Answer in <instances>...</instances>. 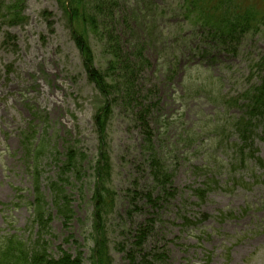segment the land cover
Returning a JSON list of instances; mask_svg holds the SVG:
<instances>
[{
  "label": "rangeland",
  "instance_id": "rangeland-1",
  "mask_svg": "<svg viewBox=\"0 0 264 264\" xmlns=\"http://www.w3.org/2000/svg\"><path fill=\"white\" fill-rule=\"evenodd\" d=\"M12 1L0 0L2 233L21 232L30 217L27 202L32 201L31 178L27 173L20 137L23 132H31L29 122L34 117L45 113L49 136H53V144L58 151L64 153L65 142H75L77 148L86 155L82 178L92 175L89 166L99 149L93 130V119L100 106L99 95L82 66L63 8L58 0H23L25 5L21 7L22 18L17 17L23 24L14 22L13 25L9 17ZM138 1L143 0H116L112 30L123 51L129 49L130 40L143 44L145 42L139 24L134 23L135 18L131 19L133 3ZM7 35H11L13 41ZM92 44L95 46L97 66L102 70L106 69L108 60L102 54V46L95 40H92ZM241 53L236 58L222 56L210 69L201 65L198 72L191 73L186 70L185 65L181 69L183 61L179 57L180 69L171 83L165 81L163 71L155 73L154 68H150L140 72L132 84L133 100L121 98L111 120L108 143L114 168L112 187L122 195L134 180L139 185L138 191L151 187V170L147 161L152 151L143 152L145 127L158 137V141L153 139V142L156 141L154 148L158 150V155L166 158L169 165L179 164L174 177L178 195L168 201V204L164 199L161 200L163 208L159 211L162 224L159 231L157 229L153 232L151 245H146L149 251L164 237L161 246L167 251L169 264H264V168H257L253 159H250L247 169L230 175L228 169L237 161L233 151L221 155V149L216 154L218 161L212 155L205 158L213 145L210 135L214 133L211 132L214 128L210 126L212 122L218 121L215 118L217 111L221 112L215 102L216 97L218 94L220 97H235L251 82H247L249 68L264 54V35L259 34L244 41ZM144 54L154 62L152 52L145 49ZM198 62L195 60L194 63ZM163 70L167 72L166 69ZM206 76L211 78L207 80ZM196 78L194 85L193 79ZM202 85L203 88L200 89ZM217 89L220 93H216ZM138 91H142L141 97ZM155 101L159 102L158 106H154ZM232 108L228 116L220 121L222 127H226L228 121L232 120L230 117L239 114L238 109ZM144 109L149 110V114L143 116L145 121L140 119ZM38 118L41 119V116ZM157 121L161 124L155 126ZM38 123L41 124L40 131L43 130L40 120L35 125ZM162 125L166 127H161ZM191 128L201 145L197 154L194 153L196 146H186L184 142ZM223 133L229 143L235 141L230 136V129H224ZM191 139L196 138L191 136ZM254 151L255 157L264 161L263 134L256 138ZM213 165H216V170L209 171ZM190 166H201L204 169L197 176L189 171ZM43 171L45 180L55 176L56 167L48 166ZM212 173L216 174L217 186L208 192L206 200L199 202L195 196H191L188 201V186H202L205 177L208 178ZM234 175L236 179L242 178L245 185L232 183ZM89 181L88 178L81 182L73 181L66 187L70 195H74L73 206L77 203V216L86 214L84 208L87 200L79 199L82 194L79 186L83 183L82 189L86 193ZM247 184L252 186H246ZM17 195L22 196L21 202L15 210L8 211L7 207ZM46 196L48 197V192ZM80 203L82 207L79 210ZM2 204L8 206L4 207ZM128 205V202L119 205V215L126 213ZM226 214H233L234 218L223 217ZM204 215L211 218L204 219ZM183 216L197 224H187ZM70 227L69 230L66 229L59 220L51 223L48 237L51 238L53 254L70 235L79 238L76 221ZM119 257L116 260L121 264Z\"/></svg>",
  "mask_w": 264,
  "mask_h": 264
},
{
  "label": "trees",
  "instance_id": "trees-1",
  "mask_svg": "<svg viewBox=\"0 0 264 264\" xmlns=\"http://www.w3.org/2000/svg\"><path fill=\"white\" fill-rule=\"evenodd\" d=\"M67 1L69 2L68 7L65 6V2ZM114 1L115 0H59V2L63 4V6H65L66 8L65 10L67 12L71 24H74L76 21L80 20L82 23H84V25L91 26L98 35L100 30L98 23L96 21V17L94 16L95 14L94 12H97V14L101 13L103 15V18L110 19V17L112 16V6ZM16 2H18V0H16ZM101 7H105L106 10L102 11ZM68 8L70 10H68ZM136 16L137 18H140L138 13H136V15L133 14V18H136ZM215 27H221L220 31H225V29L228 28L227 25L226 26L224 25V21L222 20L220 21L218 20L215 24ZM214 35L217 37L219 36L224 37V35L220 33H215ZM74 37L77 46L81 50V52L82 53L87 52L89 48L84 38L79 36L77 34V31H74ZM100 39L101 42L105 44V46H103L104 50H107V53L111 56L112 59L111 65L116 66L119 63V61H121V58L120 55L118 54L119 51L116 50L115 48L117 39L116 37L113 36L112 29H110L109 26L105 28V32L103 31V33H101ZM87 55L91 56V54H87ZM128 56L125 57V63L123 64V66L126 64ZM87 61L88 62L91 61L90 57L87 59ZM92 62L93 59L91 61V65ZM91 78L98 85L97 87L104 95L105 93H107L108 96H111L113 94L114 89L107 85L105 81V77H102L98 72H96V70L95 71L91 70ZM245 100H246V104L243 105V108L245 109V114L241 118L240 122H244L247 121V119H249L250 123L247 121V124L251 125V122L254 119L258 118L256 121L258 122L261 118L264 117V80L260 88L258 89L255 88L250 90L248 95L245 97ZM101 114L102 111H100L97 114L98 116L96 118V123L100 133L103 134L105 129L106 117H104L103 119ZM80 155L81 154L75 147H69L66 151V156L68 158V161L64 165L65 168L63 167V169L66 170V168L68 167L70 168V165L76 168V163H77L76 160L79 159ZM153 164L156 165L155 162ZM65 205H67V203H65ZM35 263H37V261ZM38 264H80V263L70 262L69 257H66V259L64 260L61 259L56 261L47 255V257L43 256V260L39 261Z\"/></svg>",
  "mask_w": 264,
  "mask_h": 264
}]
</instances>
